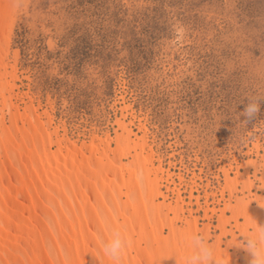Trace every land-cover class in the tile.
Listing matches in <instances>:
<instances>
[{
  "label": "rangeland",
  "instance_id": "374dc122",
  "mask_svg": "<svg viewBox=\"0 0 264 264\" xmlns=\"http://www.w3.org/2000/svg\"><path fill=\"white\" fill-rule=\"evenodd\" d=\"M11 49L16 91L30 90L80 144L115 137L130 104L134 129L141 120L164 168L186 179V202L185 183L200 184V227L220 233L218 215L204 217L206 193L213 207L225 160L234 177L236 157L255 158L257 139L264 148V0H17ZM250 99L261 101L251 119Z\"/></svg>",
  "mask_w": 264,
  "mask_h": 264
},
{
  "label": "bare ground",
  "instance_id": "6f19581e",
  "mask_svg": "<svg viewBox=\"0 0 264 264\" xmlns=\"http://www.w3.org/2000/svg\"><path fill=\"white\" fill-rule=\"evenodd\" d=\"M16 7L17 0H0V264H189L196 236L224 264H248L241 236L264 224L260 140L247 150L255 158H235L236 176L225 160L226 184L213 207L209 197L216 194L206 193L204 217L218 215L214 235L212 223L200 227L194 215L202 207L197 179L185 183L186 202L180 187L186 179L179 174L177 183L164 168L141 120L134 129L130 104L116 119L115 137L97 133L80 144L54 110H40L30 90L16 91L18 51L10 61ZM117 232L126 244L113 260L104 246Z\"/></svg>",
  "mask_w": 264,
  "mask_h": 264
},
{
  "label": "clouds",
  "instance_id": "9594fccd",
  "mask_svg": "<svg viewBox=\"0 0 264 264\" xmlns=\"http://www.w3.org/2000/svg\"><path fill=\"white\" fill-rule=\"evenodd\" d=\"M260 103L259 99H250L245 106L244 114L250 119L253 118L259 111ZM125 244V238L117 232L105 244L104 251L113 260H117ZM240 247L246 253L248 264H264V224L258 226L253 234L245 235ZM189 264H224V261L202 236H196L193 238V253Z\"/></svg>",
  "mask_w": 264,
  "mask_h": 264
}]
</instances>
